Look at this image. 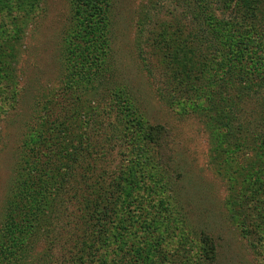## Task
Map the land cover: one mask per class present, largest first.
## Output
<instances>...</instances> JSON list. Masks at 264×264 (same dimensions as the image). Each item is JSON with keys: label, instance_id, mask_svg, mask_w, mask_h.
<instances>
[{"label": "rangeland", "instance_id": "374dc122", "mask_svg": "<svg viewBox=\"0 0 264 264\" xmlns=\"http://www.w3.org/2000/svg\"><path fill=\"white\" fill-rule=\"evenodd\" d=\"M208 1L202 15L210 28L216 27L210 32L219 36V41L208 43L212 53L206 59H211L212 70L205 73L208 86L201 89L195 106L185 102L187 95L172 97L166 89L168 63L174 61L170 50L162 46L153 53L155 48L147 44L149 36L160 35L163 40L166 27L173 32L178 18L186 25L195 24V13L199 12L195 0H108L107 30L99 29L94 35L88 32L89 37L83 32L77 48L69 42V33L80 29L74 16L75 0H36L37 5L26 12V8L13 5L0 9L2 27L4 23L8 27L13 17H18L21 26L17 54L7 67L12 74L0 79V231L7 220L18 218L20 197L30 192L28 184L36 180L38 159L30 144L37 133L50 143L59 140L53 147L57 172L63 176L62 170L75 171L72 200H82L77 188L87 178L100 184L102 178L103 184L108 185L123 169L133 167V171H138L134 175L139 181L134 182V175L126 170L125 188L114 204L109 201L108 214L115 212L112 218L128 219L142 240L144 232L147 235L154 231L155 264H264V217L255 209L264 182L235 184L239 172L228 167L233 155L249 168L255 162L263 171L264 181V159L259 161L254 149L227 153L217 147V140L206 127L209 115L216 113L213 106L225 107L232 99L236 100L232 110L236 118L231 122L230 133L233 125L240 124V118L249 116V105L256 109L255 119L260 109L248 97H243L244 102L237 98L235 75L221 76L224 68L219 62L222 54L229 51L230 43L225 42L222 28L235 25L224 21L218 27L212 17L222 20L227 15L226 19H230L235 12L223 9L218 0ZM149 19L166 20L167 24L151 26ZM232 34L236 32L233 30ZM179 58L185 60L181 55ZM8 60L5 61H11ZM238 103L244 106L242 114ZM57 122L65 124L59 134L45 129ZM149 124L164 126L167 131V145L161 150L165 160L168 155L165 165L153 159L140 165L136 161L147 155L141 153L142 140L136 139L139 129L141 134L149 130ZM231 136L228 132L227 139L232 143L235 140ZM224 156H228L227 164ZM43 172L45 182H40V187L48 183L46 178L52 177L53 171L47 168ZM61 176H53L51 186L61 182ZM69 203L67 199L63 203L68 205L67 211L50 216L46 225L51 232L47 239L40 237L34 252H41L47 244L58 257L63 252L59 237L66 233L64 229H73L67 219L77 215L76 206ZM135 218H156V230L144 226L138 229L139 221H132ZM10 232L14 237L16 232ZM207 246L214 248L211 259L204 254Z\"/></svg>", "mask_w": 264, "mask_h": 264}, {"label": "trees", "instance_id": "16d2710c", "mask_svg": "<svg viewBox=\"0 0 264 264\" xmlns=\"http://www.w3.org/2000/svg\"><path fill=\"white\" fill-rule=\"evenodd\" d=\"M37 1L39 2L40 0ZM107 1L75 0L76 8L74 16L78 18L80 29H73L72 31L74 32L72 34L69 33V38H71L69 40L70 44L76 48L79 47L83 32L84 36L89 37L88 32L94 35L99 29L107 30ZM218 1L221 4L223 3V9L227 11L228 9H233L235 12V15L230 19H226L227 15L225 14L227 11L223 12L225 18L222 20L212 17L219 24L218 27L222 26L224 21L226 23L232 21L233 24L230 25H235L233 28L227 29L225 28L226 26L222 28L225 42L230 40V43L227 44L229 51L225 55L222 54V59L219 62L221 68H224L221 70V76L225 78L227 73H230L229 76L235 75L236 85L234 86V79L232 80V85L236 87L237 98L241 102H244L242 101L243 97L254 100L255 106L259 107L260 112L259 116L255 119L256 109L249 105V116L245 119L240 118V124L238 122L237 125H233L234 129L230 133L229 129H232L231 122L235 121L234 119L236 118L235 115H232L236 100L232 99L230 102H227L229 106L227 104L225 107L220 106L217 108V106H213L216 113L209 115V122L207 121L208 126L206 125V127L208 130L210 128L211 137L217 140V147L226 150L227 153H234L240 149H254L259 161H261L264 159V0ZM195 2L198 3L199 7V12L195 13V24L186 25L178 18L177 27L173 32H168L167 27L165 28L166 35L162 36L163 40L160 39V35L153 38L149 36L147 39V44L155 48L153 53H156V50L161 49L163 46V48L169 49L170 56L174 57V61L168 63L170 67H168L169 71L167 74L169 75H167V78H164L168 93L172 97L175 94L187 95V98H185L187 101H184H189L194 106L197 103L198 96H200L199 94L202 92L201 89L208 86L207 79L204 78L206 76L205 73L212 70L211 59H206L207 55L209 56L212 53V51H208L211 47L208 43L213 44L219 41V36H215L214 32L213 34L211 33L216 27L210 28L211 26L207 25L206 22L207 18L205 19L202 15L204 10L208 8L209 1L195 0ZM0 5V9L4 5L9 9L16 6L26 8V12L28 8L30 9L32 6L37 5V3L36 0H0ZM171 14L174 16L173 13ZM17 18L13 17L8 27L7 23H4L3 27L0 25V79L9 77L12 74L10 73V69L7 70V67H10L12 59L17 54V37L20 36L21 32V26L17 23ZM149 22H151V26L152 24H167V21L162 19L156 21L149 19ZM86 26H88V29L85 31ZM233 30L236 34H232ZM82 40H86V37H83ZM99 40L106 41L101 38ZM243 41H247V43L244 42L242 44ZM224 44L226 45V43ZM219 47L217 48L219 49ZM180 55L185 60L182 61L179 58ZM6 58L11 61L6 62ZM155 65L153 64L152 66ZM193 95L196 97H193ZM194 98L195 100L192 102ZM243 108L242 103H238L240 114H242ZM49 128L57 131L59 134L65 128V124L57 122V125H46L45 129ZM148 128L149 130L143 131L141 134L139 129L136 139L137 142L140 139L142 140L141 153L147 155H143L146 156L145 158L137 157L136 161L140 165L144 161L153 159L156 163L165 165L168 155L165 160L161 150L165 149L167 145L165 139L167 131L164 126L160 125L149 124ZM228 132L232 134L231 139L235 140L232 143L227 139ZM47 140L40 139L37 133L32 137L30 145L38 159L35 163L39 171L36 172V180L33 179L28 184L30 192L20 197L21 209L17 214L18 218H15L14 222L7 220L3 224L2 231H0V264H155L152 260V257H154L152 245L155 243L152 232L154 231L152 230L147 235L144 232L143 236H145V239L142 240L140 238L142 236L131 228L133 224L128 219L125 221L123 218H112L115 212L108 214L109 201L114 204V201L118 199L119 193H122L125 188L123 181L127 178V174L130 172L134 175L138 171H133V167L123 169L122 173L112 178L108 185L103 184L102 178H99L101 184L98 181L90 182V179L87 178L86 182L79 184L77 188L81 191L82 200H72V197L75 196V191L73 190L75 188L73 186L75 171L73 168L69 169V171L62 170L63 176L59 175L56 167L57 161L55 162L57 154L56 150L53 149L59 140L57 139L56 142L53 141L51 143ZM217 147L215 146L216 150H218ZM48 157L53 162L47 161ZM224 161L227 164L228 156H224ZM229 161V169L233 168V171L239 172L235 184L239 185L240 183L242 186H246L264 182L261 181V173L263 171H261L259 164L256 165L254 162L249 168L245 163L238 162L234 155ZM47 168L53 171L52 173L50 172L52 177L61 176V182L51 186L53 179L50 177L46 178V182L48 183L40 187L38 186L39 183L45 180V178L42 180L44 174L42 171H45ZM159 168L163 169L164 167L159 165ZM70 175H73V177L69 179V182L63 183ZM133 177L134 182L139 181L136 175ZM131 178L132 176H130L129 180ZM252 181L256 183H251ZM20 183L23 184V181ZM60 190L67 192L60 193ZM68 193H71L70 197ZM262 193L261 197L257 198L259 202L255 206L261 218L264 217V190H262ZM60 195L62 196L58 199ZM66 199L68 202L70 201V205L76 206L75 212L77 215L74 219H67L70 224H73V229H64L66 233L59 237L62 246L61 250H63V252L59 253L60 258L51 251V244H47L48 246L43 247L39 253L34 252L33 248L35 247V243L39 242L40 237L44 236L47 239L48 232H51L50 226L46 225L50 223V216L54 213H60L61 210L67 211L68 205L66 204L65 206L63 204ZM44 203L48 205L46 206ZM136 220L139 221L140 225L138 229L144 226L149 230H156L153 228V222L156 221V218L132 219V221ZM10 231L16 232L14 237L10 235ZM204 254L206 258L211 259V256L214 254V248L205 247ZM179 255L185 257L186 254ZM52 258L53 260H50Z\"/></svg>", "mask_w": 264, "mask_h": 264}]
</instances>
